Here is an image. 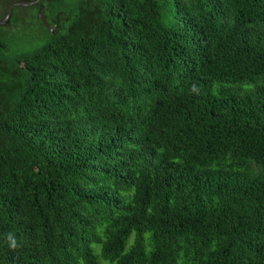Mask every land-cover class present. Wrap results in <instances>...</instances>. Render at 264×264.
I'll list each match as a JSON object with an SVG mask.
<instances>
[{
	"label": "trees",
	"instance_id": "obj_1",
	"mask_svg": "<svg viewBox=\"0 0 264 264\" xmlns=\"http://www.w3.org/2000/svg\"><path fill=\"white\" fill-rule=\"evenodd\" d=\"M20 22L45 42L9 56ZM0 264H264V0L16 7Z\"/></svg>",
	"mask_w": 264,
	"mask_h": 264
},
{
	"label": "rangeland",
	"instance_id": "obj_2",
	"mask_svg": "<svg viewBox=\"0 0 264 264\" xmlns=\"http://www.w3.org/2000/svg\"><path fill=\"white\" fill-rule=\"evenodd\" d=\"M5 17L0 12V20ZM9 25L10 23L3 26ZM6 32L8 33V44H10L9 49L11 50L9 56L34 51L45 42L42 28L40 26H28V22H20L10 29L6 28Z\"/></svg>",
	"mask_w": 264,
	"mask_h": 264
},
{
	"label": "water",
	"instance_id": "obj_3",
	"mask_svg": "<svg viewBox=\"0 0 264 264\" xmlns=\"http://www.w3.org/2000/svg\"><path fill=\"white\" fill-rule=\"evenodd\" d=\"M42 1L44 2H48L49 3V0H19V1H16L9 13L7 14V16L0 20V26H3V25H6L8 23H10L11 19H12V16H13V11L16 7H25V8H28V7H34L38 4H40ZM38 16L39 18L43 21V23L45 24V26L50 30L51 33H55L56 31V28L55 27H52L48 21H47V18L45 16V9L44 7H41L39 13H38Z\"/></svg>",
	"mask_w": 264,
	"mask_h": 264
},
{
	"label": "clouds",
	"instance_id": "obj_4",
	"mask_svg": "<svg viewBox=\"0 0 264 264\" xmlns=\"http://www.w3.org/2000/svg\"><path fill=\"white\" fill-rule=\"evenodd\" d=\"M7 241L12 249H16L19 246L15 235L12 233L7 234Z\"/></svg>",
	"mask_w": 264,
	"mask_h": 264
}]
</instances>
